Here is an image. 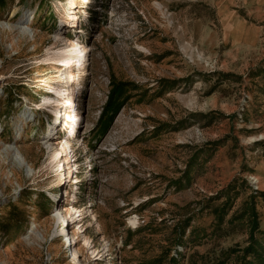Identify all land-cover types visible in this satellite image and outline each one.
Returning a JSON list of instances; mask_svg holds the SVG:
<instances>
[{"label":"rangeland","instance_id":"obj_1","mask_svg":"<svg viewBox=\"0 0 264 264\" xmlns=\"http://www.w3.org/2000/svg\"><path fill=\"white\" fill-rule=\"evenodd\" d=\"M0 264H264V0H0Z\"/></svg>","mask_w":264,"mask_h":264},{"label":"bare ground","instance_id":"obj_2","mask_svg":"<svg viewBox=\"0 0 264 264\" xmlns=\"http://www.w3.org/2000/svg\"><path fill=\"white\" fill-rule=\"evenodd\" d=\"M69 19L71 20L70 25L73 26V22L75 21L76 17L71 14V16H69ZM23 31L25 33L28 32V30L25 28H23ZM65 41L67 44L65 46L60 47L59 49L53 50L52 57L49 58L53 60L56 65L60 66L56 70L58 71L57 78H59V83L56 84V87H53V90H51L52 96L44 97L40 104L43 106H50V117L53 120V124H62L64 128L67 129V135L59 141L58 148H56L50 154L51 160L53 159L55 161L60 157L62 158L58 161V165H56L58 169H64V172L59 175L60 185H64L66 180L71 176L72 171L74 169L73 164H71L70 148L73 143V139L77 135V125L78 122H80V120L82 119V116L76 113V100L72 96V82L76 77L77 73L82 71L86 58V47L84 45L80 44L79 41L77 42L75 40L66 39ZM51 126L52 123L49 124L48 128H50ZM46 143L47 141L44 142V144ZM6 150L7 153L10 152L13 156H22L16 146L13 147V145H8L6 147ZM62 210L63 208L59 209L56 213L57 223L67 224L69 217L67 218L66 214ZM74 211L75 210L72 209L70 213H73ZM67 238L69 240V243H71V240L73 239H71L70 237ZM72 252L73 259L77 263V251L73 250Z\"/></svg>","mask_w":264,"mask_h":264}]
</instances>
